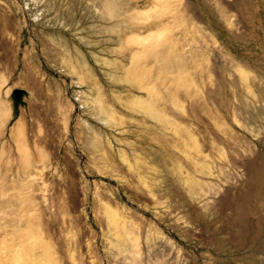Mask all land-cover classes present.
Returning a JSON list of instances; mask_svg holds the SVG:
<instances>
[{
  "label": "rangeland",
  "instance_id": "rangeland-1",
  "mask_svg": "<svg viewBox=\"0 0 264 264\" xmlns=\"http://www.w3.org/2000/svg\"><path fill=\"white\" fill-rule=\"evenodd\" d=\"M117 1L0 0V264H264V0Z\"/></svg>",
  "mask_w": 264,
  "mask_h": 264
},
{
  "label": "bare ground",
  "instance_id": "bare-ground-1",
  "mask_svg": "<svg viewBox=\"0 0 264 264\" xmlns=\"http://www.w3.org/2000/svg\"><path fill=\"white\" fill-rule=\"evenodd\" d=\"M106 2H107V4H106V8L108 9V13L109 14H111V15H118V14H121L122 12H121V10L119 9V8H117V5H118V1L117 0H105ZM133 11L134 9H133V5H128V3H127V6L125 7V12H128V11ZM134 12H135V10H134ZM156 25H150L149 27H147V28H145V29H143L142 28V31H140V32H144V33H133V35H139V34H143V36L144 35H147V34H149L150 32H152V31H154V30H156ZM158 29V28H157ZM134 54V53H133ZM132 54V55H133ZM156 55V54H155ZM164 55V54H163ZM162 54L160 55V54H158L157 53V55L155 56V62H158V63H160L161 64V66L163 67V68H166L172 61H170L167 57H165V56H163ZM244 73V71L243 70H241V74H243ZM1 86V85H0ZM1 88H0V93H1ZM9 91V90H8ZM131 99H133V98H131ZM135 100V102H142L143 100L140 98V97H134V99H133V101ZM2 102V101H1ZM0 102V103H1ZM143 104V103H142ZM153 110V108H152V106L151 107H149V110ZM6 110V109H5ZM109 111V110H108ZM107 111V112H108ZM2 117V116H1ZM1 120V119H0ZM210 174H212L211 172H210ZM192 181H193V179H192ZM195 181H196V179H195ZM195 184V183H194ZM113 220H114V222H117L118 221V217H113ZM124 223V222H123ZM125 227V226H124ZM126 228V227H125ZM13 229V228H12ZM128 231V230H127ZM126 231V232H127ZM131 232H129L128 231V234H130ZM2 238V237H1ZM12 239V238H11ZM135 239V238H134ZM133 239V240H134ZM136 240V239H135ZM14 246L16 247V244H14ZM137 252V251H136ZM134 258V257H133ZM138 258V257H137ZM136 262V261H135ZM135 262H134V264H135Z\"/></svg>",
  "mask_w": 264,
  "mask_h": 264
},
{
  "label": "water",
  "instance_id": "water-1",
  "mask_svg": "<svg viewBox=\"0 0 264 264\" xmlns=\"http://www.w3.org/2000/svg\"><path fill=\"white\" fill-rule=\"evenodd\" d=\"M21 94H22V90H20V89H16V90H14V95H15L16 97H19Z\"/></svg>",
  "mask_w": 264,
  "mask_h": 264
}]
</instances>
